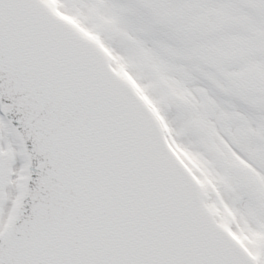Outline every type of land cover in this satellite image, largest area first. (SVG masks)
<instances>
[{"label":"snow or ice","instance_id":"1","mask_svg":"<svg viewBox=\"0 0 264 264\" xmlns=\"http://www.w3.org/2000/svg\"><path fill=\"white\" fill-rule=\"evenodd\" d=\"M0 264H264V0H0Z\"/></svg>","mask_w":264,"mask_h":264}]
</instances>
